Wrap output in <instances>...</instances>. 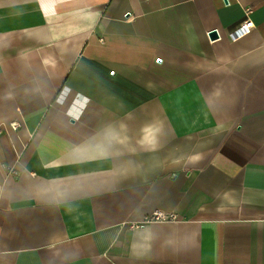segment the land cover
<instances>
[{
    "label": "crops",
    "instance_id": "1",
    "mask_svg": "<svg viewBox=\"0 0 264 264\" xmlns=\"http://www.w3.org/2000/svg\"><path fill=\"white\" fill-rule=\"evenodd\" d=\"M0 264H264V0H0Z\"/></svg>",
    "mask_w": 264,
    "mask_h": 264
},
{
    "label": "built area",
    "instance_id": "2",
    "mask_svg": "<svg viewBox=\"0 0 264 264\" xmlns=\"http://www.w3.org/2000/svg\"><path fill=\"white\" fill-rule=\"evenodd\" d=\"M253 9L248 7L245 11L246 19L242 22V24L231 32V38L233 40L239 39L247 34H249L252 29L255 27V22L251 16ZM179 216L175 212H168L163 209H157L152 214H150L144 222L150 223L154 221H174L178 220Z\"/></svg>",
    "mask_w": 264,
    "mask_h": 264
},
{
    "label": "water",
    "instance_id": "3",
    "mask_svg": "<svg viewBox=\"0 0 264 264\" xmlns=\"http://www.w3.org/2000/svg\"><path fill=\"white\" fill-rule=\"evenodd\" d=\"M211 35H212L213 37H217V36H218V32L214 30V31L211 32Z\"/></svg>",
    "mask_w": 264,
    "mask_h": 264
}]
</instances>
